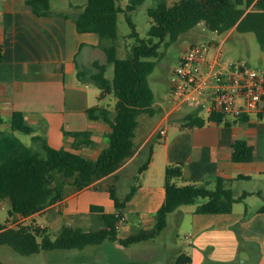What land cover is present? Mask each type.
Segmentation results:
<instances>
[{"label":"crops","instance_id":"0c3cea01","mask_svg":"<svg viewBox=\"0 0 264 264\" xmlns=\"http://www.w3.org/2000/svg\"><path fill=\"white\" fill-rule=\"evenodd\" d=\"M85 5V2L82 5L71 3L74 11H69L53 7L51 1V12L39 15L28 0H0L3 53L0 112L4 110L11 117L14 110L23 111L27 123L34 129L33 134L45 136L56 148L75 150L95 160L108 144L111 126L102 118L91 119L88 115L90 107L106 105L107 96L100 98L101 90L90 75L96 71L95 62L103 63L95 53L104 52L105 59L107 54L97 33L80 32L76 27L74 18ZM194 42L196 40L187 43L185 48ZM217 50L214 46V51ZM85 63L94 68L88 70ZM80 70L85 72L82 77L78 74ZM157 105L163 109L162 104L155 101L154 106ZM186 114L177 117L171 108L136 142L139 122L134 137L136 151L115 172L83 189L66 187L63 199L31 216H43L45 222L38 225L49 232L54 229L59 233L64 225L84 230L95 228L91 205L99 204L107 212H117L107 186L116 185L118 195L125 197L133 183V171L139 168L132 170V164L140 156L146 158L153 146V160L135 194L123 207L126 222L122 224L126 227L122 228L124 233L120 229V236L133 233L128 230L129 226L150 228L134 226L126 215L137 217L140 223L154 217L166 197L167 165L182 162L185 178L190 181L203 183L222 175L233 179L235 196L244 191L250 194L235 202L232 211L227 213H200L196 211L198 205L185 204L171 212L168 220L177 216L178 226L189 231L186 237L190 244L186 250L179 247L171 264L183 252L191 257L186 264H264V211L260 210L264 205V117L255 113L238 118L225 115L220 123L190 127L182 125ZM164 122H168L167 133L160 135L158 128L165 126ZM77 132L85 134L77 135ZM238 138L246 139L253 146V160L232 159V143ZM255 196L261 198L255 199ZM251 199L256 201L250 203ZM144 241L124 246L119 240H105L95 247L56 249L50 254L57 258L54 264H65L69 257L78 259L72 264H146L142 256H136L137 249H133L135 245L142 246ZM92 255L98 256V260L89 263L81 260Z\"/></svg>","mask_w":264,"mask_h":264},{"label":"trees","instance_id":"16d2710c","mask_svg":"<svg viewBox=\"0 0 264 264\" xmlns=\"http://www.w3.org/2000/svg\"><path fill=\"white\" fill-rule=\"evenodd\" d=\"M144 1L130 0L122 7L117 0H87L85 7L75 16L78 31L95 32L100 36L107 61L114 65V76L111 79L106 76L107 64L100 62L94 63L96 71L90 75L101 90L100 98L110 92L116 95L114 106L97 104L88 109L91 119L102 118L110 124L108 144L95 160L75 150L56 148L40 134H33V140L41 145L40 149L19 142L12 150H7L5 158L0 159V204H8L10 219L5 224L0 223V244L10 245L24 255L42 250L83 249L105 240H119L122 245L129 246L160 235L167 226L168 215L183 204H193L203 197L205 201L198 204L197 212L227 213L232 211L235 202L250 194L244 191L235 196L233 179L222 175L203 183L190 181L185 178L184 163L169 164L165 172L166 197L155 214L154 225L122 237V210L135 194L143 173L153 160L154 147L150 146L125 197L118 195L116 185L111 183L107 186L118 211L107 212L102 205H91L95 228L84 230L64 225L53 237L46 227L19 220L41 212L63 199L68 184L75 189L88 187L97 179L115 172L135 153L134 137L139 115L153 114L156 110L149 75L157 64L156 58L159 57V48L163 42L168 45L181 34L203 23L216 33L232 28L253 31L264 47V0H179L172 5L166 0H160L156 6L148 9L151 22L148 39L140 36L130 16ZM28 3L39 15L51 12V0H28ZM122 10L129 14L128 21L132 28L130 36L135 39L125 58L118 56L114 43L118 38V14ZM2 59L0 45V62ZM78 74L82 77L85 72L80 70ZM225 115L223 112H211L205 117L195 110L183 117L182 125L194 127L208 122L220 123ZM11 127L34 133L33 127L26 121L25 113L20 110L12 112ZM76 134L83 135L85 132ZM231 156L234 161H251L254 159V148L246 139H235ZM212 183L214 187H211ZM260 210L264 211V205ZM190 260L191 257L183 252L173 264H186ZM0 264L7 262L0 260Z\"/></svg>","mask_w":264,"mask_h":264},{"label":"rangeland","instance_id":"374dc122","mask_svg":"<svg viewBox=\"0 0 264 264\" xmlns=\"http://www.w3.org/2000/svg\"><path fill=\"white\" fill-rule=\"evenodd\" d=\"M53 7H58L62 9H66L69 11H74L72 7H70L71 3L80 4L82 5L84 2L86 3L87 0H51ZM130 0H117L118 4L122 7H125ZM170 5L174 4L179 0H166ZM160 2V0H145L141 3L136 10L131 13V18L136 24V29L139 32L140 36L148 39L149 36V29H150V18L148 9L151 6H156ZM128 13L125 10H122L118 14V38L114 41L117 47V54L121 58L127 57L129 54L135 39L130 36L132 28L128 21ZM207 41L212 43L213 45L221 46L222 49V58L224 60H231V61H242L246 62L249 65L261 68L264 70V47L259 42L255 32L253 31H240L237 28H232L223 33H216L210 29H208L203 23H199L189 31L181 34L176 41L171 42L170 44L166 45L163 42L159 48V57L156 58L157 64L149 75V83L152 87L155 95V101L160 102L163 106V109L157 105L155 107V112L153 114H141L139 115V122L140 125L137 129V135L135 138L136 142H139L143 135H146L153 126L160 120L162 115L174 108V115L181 116L186 114L187 112L198 110L202 116H208V110L205 108H201L195 102H186L180 105L179 108H175L176 104L173 100V96L171 93L170 88V78L172 69H174L180 60V56L182 52L185 50V46L187 43L195 41ZM216 46V47H217ZM214 46L211 48V56L214 54ZM103 53V54H102ZM105 55L104 52L95 53V56L99 58V60L105 64H107L106 76L108 78H113L114 76V65L109 63L107 59L103 58ZM84 67L88 70H92L94 67L93 65L84 64ZM116 95L114 92H110L107 94L105 102L106 105H110V107L115 105ZM4 108V107H3ZM173 115V116H174ZM183 119V118H182ZM168 122H164L165 126ZM35 133V132H34ZM157 135V133H156ZM154 135V137H156ZM159 138V136H157ZM21 140L23 143L36 147L37 149L41 148L40 143H36L33 140V133H27L20 130H14L11 127V117L6 114L3 110L0 112V159H4L6 156V150H12L17 144V139ZM38 144V145H37ZM89 156V155H87ZM145 161V157L140 156L138 157L134 163L132 164V170H134L137 166L140 165ZM139 171H133L136 175ZM134 182V178L132 180ZM251 185V184H250ZM68 186H72L68 184ZM130 186V185H129ZM214 187V185H211ZM122 193V191H121ZM123 195V193H122ZM261 196V195H260ZM254 197V196H253ZM262 197V196H261ZM260 197V198H261ZM259 197L255 196V199H260ZM205 201V198L200 197L194 204H185L186 206H197L199 203ZM253 200H250V203H253ZM8 204L3 203L0 204V223L5 224L8 222L9 214H8ZM129 218L131 224H138L139 226L148 225L152 227L155 222V215L154 217H147L140 223V220L136 221L137 217H133L131 215H126ZM24 219V218H22ZM19 219V220H22ZM25 223H34L38 225V223H44L45 218L41 215H35L26 217L24 220ZM124 222V221H123ZM121 222L120 229H124L126 225L122 224ZM126 222V221H125ZM124 222V223H125ZM135 226V225H134ZM132 227L129 226V231L134 232L139 229V227ZM122 229V233H124ZM56 231L50 230L51 235L54 237L58 233ZM189 231L185 227L178 226V218L177 216L169 217L167 226L154 239H150L144 241L142 246L135 245L133 249H137L136 256H142V261L146 262V264H171V259L177 254L179 247L182 250H186L187 247L190 248V244H188V239L186 234ZM97 245V244H96ZM90 245V246H96ZM53 250H42L39 253L31 254V255H24L15 250L12 246L6 244H0V260L7 262V264H54L57 261V258L53 257L52 253ZM151 256V257H149ZM98 257V256H97ZM97 257L91 256V258L86 257L81 259L82 261L89 263L94 260H98ZM105 258V256H103ZM174 259V258H173ZM63 263V260L60 259ZM60 260L58 262H60ZM75 259L74 257H69L64 262L65 264H72ZM64 264V263H63Z\"/></svg>","mask_w":264,"mask_h":264},{"label":"built area","instance_id":"2783aa9c","mask_svg":"<svg viewBox=\"0 0 264 264\" xmlns=\"http://www.w3.org/2000/svg\"><path fill=\"white\" fill-rule=\"evenodd\" d=\"M213 45L194 42L180 56L172 69L170 88L176 107L195 102L211 112H223L238 118L248 114L264 117V70L246 62L224 60L221 46L211 56ZM160 135L166 126L158 128Z\"/></svg>","mask_w":264,"mask_h":264}]
</instances>
